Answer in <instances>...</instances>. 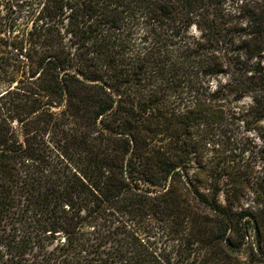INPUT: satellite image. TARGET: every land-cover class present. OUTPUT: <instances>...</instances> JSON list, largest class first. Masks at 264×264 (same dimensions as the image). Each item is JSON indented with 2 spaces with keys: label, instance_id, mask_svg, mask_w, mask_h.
<instances>
[{
  "label": "trees",
  "instance_id": "16d2710c",
  "mask_svg": "<svg viewBox=\"0 0 264 264\" xmlns=\"http://www.w3.org/2000/svg\"><path fill=\"white\" fill-rule=\"evenodd\" d=\"M262 123L264 0L1 1L0 264H264Z\"/></svg>",
  "mask_w": 264,
  "mask_h": 264
},
{
  "label": "rangeland",
  "instance_id": "374dc122",
  "mask_svg": "<svg viewBox=\"0 0 264 264\" xmlns=\"http://www.w3.org/2000/svg\"><path fill=\"white\" fill-rule=\"evenodd\" d=\"M1 1H4V0H0V2ZM244 103L247 104L248 101H245ZM244 103H242V104H244ZM261 126L264 129V123H262ZM256 134L257 133L254 132V131H252V132L244 131L243 125L241 124V125H239L238 127L235 128V130H234L233 134H231V136L233 138L238 139V140L240 138H247L248 137L249 141H254L256 144H259ZM233 138L229 140L231 143L233 141ZM221 141L222 142H221V145L219 147L220 157H226L227 155H229L231 147L226 144L227 143V139L226 138L225 139H221ZM234 141H235V139H234ZM257 169L260 170V168H257Z\"/></svg>",
  "mask_w": 264,
  "mask_h": 264
}]
</instances>
